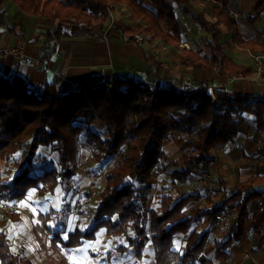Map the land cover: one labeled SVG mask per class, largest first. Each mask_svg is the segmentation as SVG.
Returning <instances> with one entry per match:
<instances>
[{"label":"trees","instance_id":"obj_1","mask_svg":"<svg viewBox=\"0 0 264 264\" xmlns=\"http://www.w3.org/2000/svg\"><path fill=\"white\" fill-rule=\"evenodd\" d=\"M145 1L0 0V32L2 27L9 34L15 30L5 23V2L25 15L55 24L44 36L45 45L90 36L111 23V15L125 6L133 24L113 26L108 37L115 35L141 49L148 44L154 45L155 52L179 53L181 66L237 77L250 75L252 70L234 63L220 43L221 27L237 48L264 57V44L239 35L229 7L236 0H195L197 4L194 0H150L155 10L147 8ZM263 10L264 0H260L246 23L252 27ZM178 14L206 33L202 48L182 47L186 31ZM211 92L219 106L213 103ZM243 114L253 117L255 130L264 131V96L234 94L224 87L211 90L208 85L187 92L156 85L150 91L147 82L133 79L117 80L112 88L91 87L88 81L81 90L62 93L54 84L31 85L18 75L0 73V165L17 169L10 181H0V200L16 202L32 189L43 195L68 185L79 168L78 140L84 137L89 162L103 171L105 181L97 189L98 202L88 230L75 228L62 240L48 226V215L37 216L33 231L48 252L78 247L105 227L108 236L125 237L128 247L120 246V250L129 249L138 259L152 244L156 264H215L204 253L207 230L193 229L181 248L175 247V236L186 234L194 223L212 225L217 215L234 207L233 235L216 243L215 260L225 259L227 245L250 232L263 239L264 170L232 184L218 179L217 190H212L204 204L189 208L187 202L198 196L181 194V187L196 180V172L209 170L213 151H224L234 141L240 125L237 118ZM166 142L180 143L177 160L165 162ZM42 150L57 159L45 161ZM156 171L164 174L161 182L168 176L171 192L152 182ZM150 191L157 193L151 204ZM16 217L6 213L0 219V264H32L24 249L12 250L5 232L8 220ZM248 221L252 225L249 232L245 229Z\"/></svg>","mask_w":264,"mask_h":264},{"label":"crops","instance_id":"obj_2","mask_svg":"<svg viewBox=\"0 0 264 264\" xmlns=\"http://www.w3.org/2000/svg\"><path fill=\"white\" fill-rule=\"evenodd\" d=\"M144 4L155 10L150 0H146ZM259 4L260 0H236L229 7L244 18V22L237 24L239 35L264 44V10L252 27L245 19ZM2 9L6 15V25L15 30L14 34H9L4 27L1 28L0 73L9 77L18 75L31 85L54 84L58 91L66 93L83 89L89 80L96 77L104 80H140L158 85L159 88L173 86L181 90L177 84L172 83L182 81L186 87L187 81L191 80L194 84L224 87L234 94L264 96V70L256 71L258 56L237 48L223 27L220 28V43L234 63L252 70L250 75L231 80L230 77L234 75L224 71L212 73L206 69L179 65V53L169 54L167 50L155 52L154 45L148 44H144L141 49L135 43L125 42L115 35L108 37L113 26L133 24L134 20L125 6L114 13L111 23L102 30L96 29L90 36L64 39L55 45L44 44V36L54 27V23L25 15L10 2H5ZM178 15L186 31L184 44L188 46L184 47L182 44V47L202 48L206 33L199 31L186 16ZM259 58L264 62V57ZM237 120L240 125L234 141L224 151H213L214 161L209 170L204 174L196 172L195 177L199 180H192L190 189L181 193L198 196L187 202V208L204 204L210 195L207 191L210 188L204 185L217 179L225 180L227 184L236 180L245 181L264 170V131L255 130L253 117L249 114H243ZM84 146V153L89 157L90 149L85 143ZM41 155L47 162L50 161L48 157L57 159L55 154L50 155L47 150H43ZM43 161L44 159L42 163ZM79 162L77 173L68 185H59L52 193L46 192L43 195H38L37 190L32 189L24 199L16 201L18 209L15 210L14 206L10 212L0 213V219L6 213L17 215L16 219L8 220L5 230L12 250L24 249V254L32 264H156L152 244L146 246L143 257L138 259L129 249L120 250V246L128 247L125 237L108 236L105 227L98 228L91 239L82 241V245L78 247L52 248V252H48L40 244L33 231L40 214L49 216L48 226L54 232H59L62 240L75 228L82 231L90 228L92 212L98 202L97 189L103 185L105 178L103 171H97L98 175H90L81 165L84 160L80 158ZM0 181H5L1 172ZM152 182L154 183V178ZM152 197L153 192L150 191L149 204ZM254 206L255 203L250 205V211H253ZM233 210L234 207H230L227 213L222 214V222H214L212 225L194 223L186 234L175 236V247L181 248L183 240L193 229L200 232L207 230L209 236L204 253L215 264H264V238L251 232L227 245L224 249L227 254L225 259L215 260L216 243L233 235ZM251 227V222L248 221L245 229L249 232ZM262 235L264 236V226ZM46 238L50 242L51 234ZM12 240L15 241V246Z\"/></svg>","mask_w":264,"mask_h":264},{"label":"rangeland","instance_id":"obj_3","mask_svg":"<svg viewBox=\"0 0 264 264\" xmlns=\"http://www.w3.org/2000/svg\"><path fill=\"white\" fill-rule=\"evenodd\" d=\"M123 16H125V15H123ZM172 84H177V87L180 89H182L184 87L182 81L180 83L174 82ZM177 90H179V89H177ZM213 103H214V101H213ZM84 143H85L84 137L79 138V140H78V144H79L78 160H80V158H82L84 160V162L81 165H83L85 167L87 173L89 172L90 175H92V174L98 175L97 171L101 172L102 170L96 168L94 166V164L89 162V157L86 156L84 153V147H85ZM179 147H180L179 142L178 143H167L166 142L163 144V150L165 151L166 158H167V160H165V162H169V161L171 162L173 160L175 161L180 157ZM41 152H43V150ZM37 161L40 162L41 157L40 158L38 157ZM4 166L5 165L1 164L0 172H1L2 176L5 177V181H10L15 176V174L17 173V169L15 167L5 168ZM79 166H80V162H79ZM163 175L161 173H159L158 171H156L154 176L152 177V179L154 178V184H156L158 187L160 186V190H166L167 192H171L170 181L168 179V176H165L164 180L161 182V179H163ZM217 180L211 182L212 184L210 183V184L204 185V186H207L210 188V189H207L209 194H213L212 190L216 191L215 188H217L219 185L217 183ZM159 182H161V185H159ZM202 182L203 181L201 180L200 183H202ZM196 186H198V183H196ZM173 187H175V186H173ZM189 189H190L189 186L186 188L181 187L182 192L189 190ZM31 192H32V190H31ZM154 194H156V193L153 192V196H154ZM154 198H155V196L152 198L153 201H154ZM14 206L16 207L15 210L18 209L16 202H14ZM220 222H222V221H220ZM12 244L15 246L16 245L15 241L13 242V240H12Z\"/></svg>","mask_w":264,"mask_h":264},{"label":"built area","instance_id":"obj_4","mask_svg":"<svg viewBox=\"0 0 264 264\" xmlns=\"http://www.w3.org/2000/svg\"><path fill=\"white\" fill-rule=\"evenodd\" d=\"M230 13H231L233 19L235 20V22L237 24L244 22V18L239 14V12L231 10ZM111 17H112V19L114 18V13L111 15ZM184 47H188V46L186 44H184ZM256 63H257L256 71L262 72L264 70V62L261 61L259 57H257ZM237 78H238L237 76L230 77L231 80H236ZM135 81L141 82L140 80H135ZM116 82H117V79H115V80L114 79L104 80V79H100V78H94V79L89 80V86L98 87V88H112ZM187 82L188 83H187L186 87L182 88L181 90H184L187 92L189 90L199 89L201 87L200 84H194L191 80H188ZM148 86L150 88V91H152L156 88V85L151 84V83H148ZM173 88H175V87H173ZM213 88L214 87H211V90ZM175 89L177 90V88H175ZM210 95L212 96V98L214 100L215 98H214L212 92L210 93ZM13 208H14L13 202H7V201H1L0 200V213L10 212L13 210ZM215 220L217 223L224 220V215H222V214L217 215L215 217Z\"/></svg>","mask_w":264,"mask_h":264},{"label":"bare ground","instance_id":"obj_5","mask_svg":"<svg viewBox=\"0 0 264 264\" xmlns=\"http://www.w3.org/2000/svg\"><path fill=\"white\" fill-rule=\"evenodd\" d=\"M214 104H215L216 106H219V104H218V102L216 101V99H214Z\"/></svg>","mask_w":264,"mask_h":264},{"label":"snow or ice","instance_id":"obj_6","mask_svg":"<svg viewBox=\"0 0 264 264\" xmlns=\"http://www.w3.org/2000/svg\"><path fill=\"white\" fill-rule=\"evenodd\" d=\"M65 238H67V237H65Z\"/></svg>","mask_w":264,"mask_h":264}]
</instances>
